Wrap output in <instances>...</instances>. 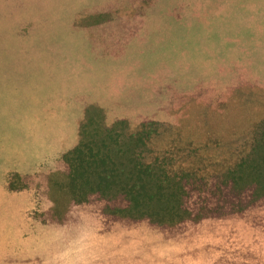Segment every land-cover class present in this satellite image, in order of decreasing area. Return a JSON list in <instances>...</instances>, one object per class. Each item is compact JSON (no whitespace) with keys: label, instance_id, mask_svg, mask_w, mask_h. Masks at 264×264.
I'll use <instances>...</instances> for the list:
<instances>
[{"label":"rangeland","instance_id":"374dc122","mask_svg":"<svg viewBox=\"0 0 264 264\" xmlns=\"http://www.w3.org/2000/svg\"><path fill=\"white\" fill-rule=\"evenodd\" d=\"M86 105L155 121L176 168L220 171L264 118V0H0V264H212L208 246H252V230L224 241L231 217L103 233L60 186Z\"/></svg>","mask_w":264,"mask_h":264},{"label":"trees","instance_id":"16d2710c","mask_svg":"<svg viewBox=\"0 0 264 264\" xmlns=\"http://www.w3.org/2000/svg\"><path fill=\"white\" fill-rule=\"evenodd\" d=\"M157 134L153 120L131 129L127 119L107 123L102 108L86 105L77 142L60 158V186L74 205L95 211L103 233L119 227L186 232L203 221L234 218L243 229L226 227L224 241L252 230L253 244L208 246L212 264H256L258 258L264 263L258 253L264 246H253L261 244L256 233L264 234L258 216L264 213V118L244 136L246 148L212 174L176 168L169 150L152 149Z\"/></svg>","mask_w":264,"mask_h":264}]
</instances>
